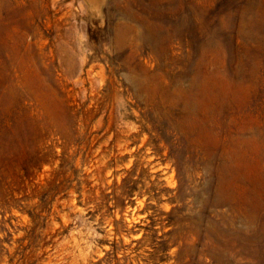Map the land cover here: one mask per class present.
<instances>
[{"label":"rangeland","instance_id":"374dc122","mask_svg":"<svg viewBox=\"0 0 264 264\" xmlns=\"http://www.w3.org/2000/svg\"><path fill=\"white\" fill-rule=\"evenodd\" d=\"M0 264H264V0H0Z\"/></svg>","mask_w":264,"mask_h":264}]
</instances>
